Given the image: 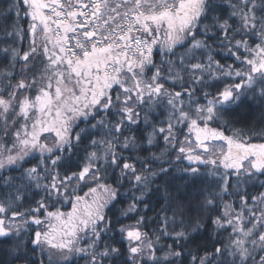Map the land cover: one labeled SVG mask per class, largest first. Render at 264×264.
<instances>
[{"label":"snow or ice","instance_id":"snow-or-ice-1","mask_svg":"<svg viewBox=\"0 0 264 264\" xmlns=\"http://www.w3.org/2000/svg\"><path fill=\"white\" fill-rule=\"evenodd\" d=\"M0 264H264V0H0Z\"/></svg>","mask_w":264,"mask_h":264}]
</instances>
